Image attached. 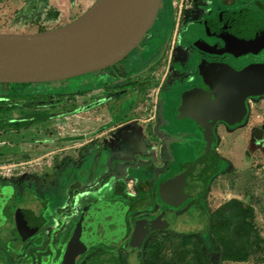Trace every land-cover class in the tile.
<instances>
[{"label": "rangeland", "instance_id": "374dc122", "mask_svg": "<svg viewBox=\"0 0 264 264\" xmlns=\"http://www.w3.org/2000/svg\"><path fill=\"white\" fill-rule=\"evenodd\" d=\"M35 1L27 6L25 0H0V33L53 29L76 19L95 0H81L79 6H74L78 0H66L71 4L67 11L41 8V3L30 10ZM201 2L205 0L196 4ZM168 7L167 0H160V16ZM171 13L174 24L168 27L157 16L140 43L112 66L49 83H0V107L6 108L0 112L2 189L18 195L33 192L47 199L50 216L65 218L63 212L76 211L117 181L131 195L139 178L155 184L174 162L175 143L189 145L190 155L201 138L188 132L176 136L175 131L187 125L172 116L176 94L195 71L188 65L191 49L180 50L174 39L186 22L179 23L181 16ZM166 33V53L154 62ZM127 77L139 82L125 88L120 80ZM164 94L170 96L163 99ZM247 105L242 123H219L214 129V153L224 165L208 179L203 202L210 227L217 230L209 229L204 236L195 233L193 222L202 219L189 195L176 202L171 190L163 188L165 198L158 201L157 214L145 219L156 229L142 243L144 264H264V95L248 99ZM120 113L121 119L115 120ZM7 200L3 197L1 208ZM234 200L241 202L248 217L246 223L233 221L226 234L225 217L218 211L235 213ZM215 215L220 217L216 221ZM134 223L139 230L144 221L136 218ZM224 250L243 254L244 261L223 260ZM94 255L84 264H98Z\"/></svg>", "mask_w": 264, "mask_h": 264}, {"label": "flooded vegetation", "instance_id": "af4514ba", "mask_svg": "<svg viewBox=\"0 0 264 264\" xmlns=\"http://www.w3.org/2000/svg\"><path fill=\"white\" fill-rule=\"evenodd\" d=\"M28 1L30 0H25V3L30 6ZM40 1L36 0L31 4L30 10L40 3L41 8L52 6L49 0ZM196 1L198 0H190L189 7L179 22L185 21L186 26L182 31L176 32L174 37L180 50L183 47L191 49L187 57L188 65L191 67L190 70L195 72L186 76L187 86L176 94L172 118L186 122L188 125L182 129V132L185 130L191 135H198L201 137L200 143H203L202 128L197 126L195 121L187 117L177 118V107L181 96L186 90L203 86L199 69L201 64L224 65L233 71H240L250 65L264 64V46L255 52L236 55L221 50L224 42L216 36L224 30L221 21L229 23L232 30L238 28V17L241 11H248L254 15L255 21L263 25L264 32V0H205L204 3L199 4H196ZM161 12L163 10L159 11L158 8L156 17L159 16L163 24L166 23L168 27L174 24L172 21H175V18L172 17L169 7L168 12L167 10L164 12V16H160ZM167 34L154 62L162 60L166 53ZM173 44L175 45V40ZM157 66L156 64L154 67ZM176 69L179 70L177 67ZM174 82H179V80ZM125 83L123 82L124 85ZM127 87L130 85H125V88ZM169 94L161 97L168 98ZM261 95L264 93L246 98V113L238 122L239 124L246 117L248 99ZM122 116L123 113H120L114 119L119 120ZM219 123L226 126L237 124L228 125L223 121H218L215 126ZM215 126L213 136H215ZM130 138L132 141L136 139L132 135ZM196 149L195 146L190 150L192 157L189 159L192 161L188 163V166L191 170L186 167L187 157L182 155L179 157L174 153L171 168L166 175L156 177L155 184L146 178H139L136 181L135 193L131 195L124 190L123 183L117 181L113 183L110 191L92 195L91 201L83 203L76 211L70 209L67 213L63 212L65 218L59 217L60 215L50 216L47 212L49 205L47 199H41L33 192L18 195L11 188L2 189L0 187V202L3 197H8L4 207H0V264H84L86 259L93 254L98 264H144L142 243L156 229L153 224L148 225L145 221L157 214L158 201L165 198L163 181L175 174V181L171 185L173 190L171 199L173 200L174 187L191 180L199 172L195 163L200 155H196ZM188 200L190 201L189 196ZM154 206H157L156 211H152ZM136 218L144 221L139 230H136L134 223ZM89 264H96V262Z\"/></svg>", "mask_w": 264, "mask_h": 264}, {"label": "water", "instance_id": "95a60500", "mask_svg": "<svg viewBox=\"0 0 264 264\" xmlns=\"http://www.w3.org/2000/svg\"><path fill=\"white\" fill-rule=\"evenodd\" d=\"M159 4L160 0H95L76 19L53 29L0 33V83L53 82L109 67L138 45ZM238 18L233 30L221 21L224 30L216 35L224 42L221 50L238 55L263 47L261 22L248 11ZM199 69L203 86L182 94L177 118L187 117L202 128L203 154L195 163L200 172L211 151L215 124L240 122L246 98L264 93V64L240 71L212 64ZM194 177L174 187L176 202L192 194L198 179Z\"/></svg>", "mask_w": 264, "mask_h": 264}, {"label": "trees", "instance_id": "16d2710c", "mask_svg": "<svg viewBox=\"0 0 264 264\" xmlns=\"http://www.w3.org/2000/svg\"><path fill=\"white\" fill-rule=\"evenodd\" d=\"M37 31H44V30L40 29ZM120 81L126 82L125 85H133V84L137 83V81H129V78L123 79ZM46 83H49V82H46ZM2 84H4L5 86H9L12 83H2ZM15 84H19V83H15ZM21 84L27 85V84H31V83H21ZM5 110H6V108L0 107V112L5 111ZM215 142H216V137L214 136L213 141H212L210 154L207 157V159H206V161L202 167V170L200 172H198V175H196L197 176L196 178L193 176L195 178V180L198 178L197 179L198 181L197 180L195 181L193 179V181H195L196 184H194L192 194L189 195L190 196V202L197 209V214L202 219V220H200L201 222H193L196 224L195 227L193 228V231L195 233H200L202 236L206 235L209 229H211L214 233L217 230V227L215 225L210 227V222H209L210 215H209L208 210L205 207L204 202H203V193H204L208 179L213 174L217 173L219 171V169L222 168L224 165V162L219 157H217V155L214 153ZM202 153H203V143H199V145L196 149V155H200L198 158L201 157ZM191 161H192L191 159H188L186 161V164H187L186 167L188 168V170H191L188 166V163ZM194 163H195V161H194ZM174 181H175L174 177H170V178L163 181V187L169 188L171 190L172 194H173V190H172L171 185L174 183ZM171 197H172V195H171ZM231 203L234 204L233 207H235V211H236L235 213L234 212H230V213L223 212L224 211L223 208H220L218 211L220 213L221 217L223 215L225 217L226 222L224 220V223H225L224 228L226 230L225 231L226 234H227V231L229 230L228 229L229 226L231 225V223L233 221H239V223H240L241 221L243 222L246 219V217H248L247 214L242 213L244 207L240 201L234 200V201H231ZM219 218H220L219 216L215 215L214 221H216ZM244 223H246V222L244 221ZM219 224L222 225L221 222H219ZM221 258L223 260H230V261H244L245 257L243 254H240V255L239 254L238 255L229 254V253H227L226 250H224Z\"/></svg>", "mask_w": 264, "mask_h": 264}, {"label": "crops", "instance_id": "0c3cea01", "mask_svg": "<svg viewBox=\"0 0 264 264\" xmlns=\"http://www.w3.org/2000/svg\"><path fill=\"white\" fill-rule=\"evenodd\" d=\"M50 1V5H52V6H55V7H57V8H61L60 10H66L67 11V9H69V7H71V4L68 2H66V0H49ZM80 2V3H79ZM80 4H82V1L81 0H78V3H76L75 1H74V6H79ZM179 122H182L184 125H188L186 122H184V121H179ZM182 129H184V128H180V130L179 129H177L178 130V132H177V130L175 131V134H176V136H178V137H181L182 135H183V133L184 132H186L185 130H183V132H182ZM182 134V135H181ZM192 135H195V134H192ZM196 137V136H195ZM199 138H201V137H199ZM200 143V142H199ZM199 143H197L195 146L196 147H198V145H199ZM195 146H193V147H195ZM174 147H176L177 149L175 150V154L176 155H178L179 157L182 155L183 157H187V159H189V158H191L192 156H191V153H190V155H188L187 154V152L186 151H188L187 150V145H186V143H175L174 144ZM180 147H182L183 148V150H181L180 149ZM180 149V150H179ZM184 153V154H183Z\"/></svg>", "mask_w": 264, "mask_h": 264}, {"label": "built area", "instance_id": "2783aa9c", "mask_svg": "<svg viewBox=\"0 0 264 264\" xmlns=\"http://www.w3.org/2000/svg\"><path fill=\"white\" fill-rule=\"evenodd\" d=\"M168 5L177 18L182 16L189 7L190 0H167Z\"/></svg>", "mask_w": 264, "mask_h": 264}]
</instances>
